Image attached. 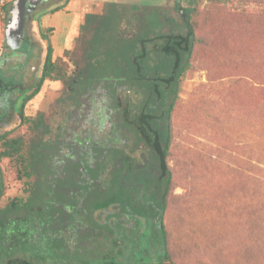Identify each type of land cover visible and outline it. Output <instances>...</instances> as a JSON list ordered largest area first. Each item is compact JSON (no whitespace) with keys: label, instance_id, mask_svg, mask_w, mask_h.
<instances>
[{"label":"rangeland","instance_id":"1","mask_svg":"<svg viewBox=\"0 0 264 264\" xmlns=\"http://www.w3.org/2000/svg\"><path fill=\"white\" fill-rule=\"evenodd\" d=\"M13 1L0 0V77L4 83L22 79L24 93L30 94L46 55L47 43L40 30L49 26L45 14L66 0L41 2L26 21V39L15 49L8 44L6 34ZM98 1L102 4L98 13L86 12L85 21H75L73 48L62 55L69 74L76 68L84 73L85 40L88 56H98L94 47L110 42L117 33L125 42L126 38H137L147 27L153 37L150 48L162 44L157 36L160 33L184 34L182 9L194 25L190 64L180 79L171 115L167 163L172 182L163 217L168 234L167 263L264 264V0ZM75 7H79V0H73L70 8ZM113 72L110 70L109 76ZM84 76L77 77L71 90L62 81L46 79L24 105L28 123L17 115L21 97L14 104L16 108L10 103L13 95L0 99V117L4 112L6 115L0 121V134L27 142L24 148L29 150V166L43 175L42 188L46 189L47 174L56 184L54 171L48 167L55 163V145L47 138L57 136L59 125L66 124L65 133L88 128L86 132L97 131L92 104L106 106L111 109L107 115L117 118V105L139 100L136 88L123 85L117 91L109 76L107 81L90 83ZM34 122H40L38 128ZM19 167L13 159L0 158L5 193L0 206L13 197L24 201L29 195L35 177H25L18 172ZM47 186L54 201L55 186ZM40 204V196L30 197L25 205H18L24 213L21 219L0 226V264L9 259L18 264V257L37 264L42 248L31 225L43 216ZM17 227L19 233L15 232ZM5 232L7 245L1 236ZM47 258L55 264V253L50 251Z\"/></svg>","mask_w":264,"mask_h":264},{"label":"trees","instance_id":"2","mask_svg":"<svg viewBox=\"0 0 264 264\" xmlns=\"http://www.w3.org/2000/svg\"><path fill=\"white\" fill-rule=\"evenodd\" d=\"M69 1L66 0L65 3L49 9L48 12L54 13L61 10L64 8L66 2ZM8 10L9 8L6 7V14ZM182 10L186 32L184 34L174 32L170 34L160 33L157 36L163 41L159 47H149V44L153 41V37L148 34L147 27L143 29L137 38H126L127 40L123 42L122 40L124 38L117 33V37L110 42L105 41L99 43L94 47L98 56L91 54L88 56L89 49L87 50V40H85L83 62H85L86 66L84 65V73L81 68H76L73 74L68 73L66 61L63 59V56H54V47L50 41L49 34L54 28H41V36L47 43L42 72L36 87L23 99L17 113L22 118L21 122H26L24 105L39 92L46 79L62 81L68 90H71L78 76H87L88 83L97 80L107 81L105 77L107 78L110 75L109 71L111 70L114 71V74L113 76H109L111 78L109 81L113 87L115 86L117 88V91L118 87L123 85L136 88L137 93L140 94L138 102L134 103L129 101L127 104L117 105V108L120 113L119 116L129 118L122 120V125L131 129L146 149L149 155L147 161L149 167L143 169L142 175L138 177L137 183H135V189L133 188V191L135 190L136 195L132 194L133 191L129 187L126 191L127 186L121 183L122 180L120 179L117 183L120 192L112 197L111 203L117 201L122 206V210L127 213L128 221H131V219L136 220L137 222L134 225L142 228L144 253L147 254L140 253V257H136L132 249L138 244L137 235L140 232L136 231L133 225H129L127 230V264H140L145 259L147 260V264H168L167 260H169L167 246L168 234L163 217L172 182V173L167 163L172 143L171 115L175 106V94L180 79L190 64L195 34L194 25L191 22L188 12L186 9ZM125 44L128 46L126 50ZM68 53L69 50L66 49L64 55ZM123 67L127 70L126 72ZM2 79L0 77V99H4L7 96L13 85L12 82L4 83ZM114 93L116 94L117 92L114 91ZM10 103L16 108L14 101ZM1 116L2 119L6 118L5 112ZM33 124L38 128L40 122H34ZM0 140L3 145V150L0 151V157L5 155L11 157L14 154L19 155L22 162L19 163L20 167L18 168V172L28 178L35 177V181L30 185L29 192L31 197L37 198L41 196V181L43 175L29 166L30 154L29 150L24 148L26 145L25 141L22 137L9 139L5 134L0 135ZM32 145L36 146V143L32 142ZM31 150L33 152L35 147ZM152 165L154 166L152 167ZM2 193L3 186L0 189V196ZM138 197H141L140 201L136 200ZM24 203L25 201H21L17 197L10 202L8 206L10 207L9 210L17 214L11 221L21 219L23 212L17 208L19 207L18 205H24ZM106 205V201L101 203L96 202L94 208H103ZM0 221V226L7 224L5 220ZM38 223V220L32 223L31 227L33 231H35L34 228H38ZM153 225L154 228H158L156 235L160 252L157 257H150L152 249L150 244H148L149 227L151 228ZM19 228L17 227L15 232ZM16 233L19 232L17 231ZM35 238L38 239V236ZM49 252L40 251V255L36 257L37 264L47 261L49 259L47 258ZM170 264H173V262L170 261Z\"/></svg>","mask_w":264,"mask_h":264},{"label":"flooded vegetation","instance_id":"3","mask_svg":"<svg viewBox=\"0 0 264 264\" xmlns=\"http://www.w3.org/2000/svg\"><path fill=\"white\" fill-rule=\"evenodd\" d=\"M12 84V89L5 98L13 95L12 101L17 102L20 97L23 101L28 94L24 93L22 79ZM137 94L140 98V94ZM92 108L97 116L92 121L93 124H98L97 131L86 132L91 129L88 128L85 131L80 130L83 132L65 133L63 131L65 124L64 127L58 126L57 136L53 140L47 138L55 145L52 151L55 163L48 164V167L54 171L56 184L47 174L46 189L42 188L40 196L42 204L40 209L45 211H42L43 216L38 228H34L35 231L32 228L31 230L33 236H38L42 251H53L56 254L55 264H127L129 225H133L136 231L140 232L137 235L138 244L132 249L136 257H140V253L147 254L144 253L142 228L134 225L136 220L128 221V215L122 210V206L117 201L111 203V199L120 192L117 184L120 179L121 183L127 186L126 191L128 187L133 191L143 169L149 167L147 165L149 155L136 134L122 125V120L129 119L128 117H110L107 114L111 109L102 104L98 108L92 104ZM24 115L28 123L30 117L25 112ZM18 118L22 121L19 114ZM1 119L2 116L0 121ZM107 123L111 124L109 128L106 127ZM0 142L2 144L1 140ZM0 158L22 162L17 154ZM47 183L55 186L54 201L50 199L49 192L52 190L48 188ZM2 186L4 187V184L0 173V189ZM46 192L48 194L44 199ZM132 194L136 195L135 190ZM4 195L3 192L0 201ZM30 197L29 192L24 205ZM15 198L7 200L0 206V220H5L7 224L17 215L8 207ZM140 199L141 197H138L136 200ZM104 201L107 203L105 207L94 208L96 202ZM157 231L158 228H154V225L149 227L148 244L152 249L150 257H157L160 252ZM7 234L8 232H5L1 235L6 242L5 245L9 241L6 239ZM12 261L13 259H9L7 264H12ZM15 261L18 264H29L25 257H18ZM44 263L52 264L49 259Z\"/></svg>","mask_w":264,"mask_h":264},{"label":"crops","instance_id":"4","mask_svg":"<svg viewBox=\"0 0 264 264\" xmlns=\"http://www.w3.org/2000/svg\"><path fill=\"white\" fill-rule=\"evenodd\" d=\"M68 3H66L68 4L67 6L65 4L64 8L59 11L45 14L48 18V22L46 21L47 26L49 25L54 28L51 35L54 56H62L66 49H70L74 45L73 35L75 31V21L80 20L83 22L85 21L86 12L96 14L102 8V4H100L101 1L98 0H79V7L73 9L70 8L73 4V0H70ZM56 18H58V20H56ZM61 33L63 34L62 36ZM57 35L60 36L59 39L56 37ZM55 52H57L58 55H56Z\"/></svg>","mask_w":264,"mask_h":264},{"label":"water","instance_id":"5","mask_svg":"<svg viewBox=\"0 0 264 264\" xmlns=\"http://www.w3.org/2000/svg\"><path fill=\"white\" fill-rule=\"evenodd\" d=\"M47 0H14L7 15V42L15 49L25 39L26 21L41 2Z\"/></svg>","mask_w":264,"mask_h":264}]
</instances>
